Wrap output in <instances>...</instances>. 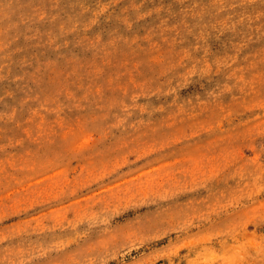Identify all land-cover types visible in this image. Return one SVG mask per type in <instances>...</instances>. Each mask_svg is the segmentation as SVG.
I'll return each instance as SVG.
<instances>
[{"label": "rangeland", "instance_id": "1", "mask_svg": "<svg viewBox=\"0 0 264 264\" xmlns=\"http://www.w3.org/2000/svg\"><path fill=\"white\" fill-rule=\"evenodd\" d=\"M0 264H264V0H0Z\"/></svg>", "mask_w": 264, "mask_h": 264}]
</instances>
